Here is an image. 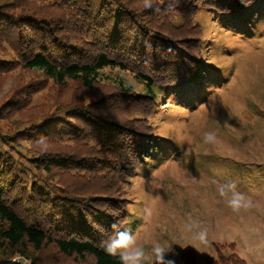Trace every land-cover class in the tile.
Here are the masks:
<instances>
[{
  "label": "trees",
  "instance_id": "trees-1",
  "mask_svg": "<svg viewBox=\"0 0 264 264\" xmlns=\"http://www.w3.org/2000/svg\"><path fill=\"white\" fill-rule=\"evenodd\" d=\"M260 1L0 0V264H121L102 242L128 222L125 185L160 145L159 95L212 68L196 15ZM106 68L142 92L101 84ZM222 249L205 264H246ZM196 263L189 247L176 261Z\"/></svg>",
  "mask_w": 264,
  "mask_h": 264
},
{
  "label": "rangeland",
  "instance_id": "rangeland-1",
  "mask_svg": "<svg viewBox=\"0 0 264 264\" xmlns=\"http://www.w3.org/2000/svg\"><path fill=\"white\" fill-rule=\"evenodd\" d=\"M195 22L204 30L202 67L212 68L192 84L160 93L152 117L160 145L125 185L129 218L121 231L143 227L138 242L149 252L154 243L170 246L175 261L189 247L196 264H205L220 245L224 255L264 264V1L240 17L201 11ZM98 79L143 90L119 69H102ZM209 131L216 133L213 143L204 142ZM232 181L252 202L238 213L218 191ZM190 220L198 225L193 231L186 228ZM200 230L207 231L206 243L192 239Z\"/></svg>",
  "mask_w": 264,
  "mask_h": 264
},
{
  "label": "clouds",
  "instance_id": "clouds-1",
  "mask_svg": "<svg viewBox=\"0 0 264 264\" xmlns=\"http://www.w3.org/2000/svg\"><path fill=\"white\" fill-rule=\"evenodd\" d=\"M154 4L155 0H144L145 8H153ZM203 139L205 143H213L217 139L216 133L212 131L206 132L204 133ZM218 191L219 195L224 198L227 206L233 212L238 213L241 209H246L251 206V199L245 193L238 190L234 181L221 184ZM150 216L151 206L147 205L142 212V217L147 221ZM112 227L114 234L102 242V246L108 255L118 257L121 264H153V260L154 264H176L175 259L170 258V256L176 254L170 246L154 243L149 252L138 242V234L144 231L143 227L139 228L135 234L126 231H117L118 224H113ZM196 227L198 225L191 220L186 225L189 231H193ZM192 239L201 244L206 243L207 231H194Z\"/></svg>",
  "mask_w": 264,
  "mask_h": 264
}]
</instances>
